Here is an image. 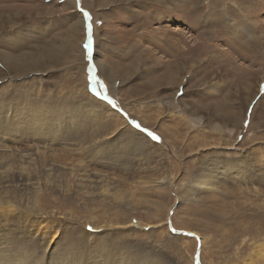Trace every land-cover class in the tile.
<instances>
[{
  "label": "rangeland",
  "instance_id": "rangeland-1",
  "mask_svg": "<svg viewBox=\"0 0 264 264\" xmlns=\"http://www.w3.org/2000/svg\"><path fill=\"white\" fill-rule=\"evenodd\" d=\"M79 1L0 0V264H264V0Z\"/></svg>",
  "mask_w": 264,
  "mask_h": 264
},
{
  "label": "snow or ice",
  "instance_id": "snow-or-ice-1",
  "mask_svg": "<svg viewBox=\"0 0 264 264\" xmlns=\"http://www.w3.org/2000/svg\"><path fill=\"white\" fill-rule=\"evenodd\" d=\"M82 15L84 18L85 28H86V42L83 44L82 47L89 61H91V59L93 58V49H94V33H93V25L91 23L92 17L86 11H83ZM88 71H89V75L91 79L92 92L98 95L101 100L107 101V103L111 105L113 108H118L119 106L117 105L116 101L111 99L107 95L106 89L103 93L98 91L97 85L100 84V81L97 79L95 66H90ZM132 125H134L136 129L141 128V125L136 123L135 121H132ZM147 136L150 137L153 141H158L160 139L158 136H156L155 133H152V132H147ZM172 231L175 232V229L173 228ZM189 235H192V234L189 233Z\"/></svg>",
  "mask_w": 264,
  "mask_h": 264
},
{
  "label": "bare ground",
  "instance_id": "bare-ground-1",
  "mask_svg": "<svg viewBox=\"0 0 264 264\" xmlns=\"http://www.w3.org/2000/svg\"><path fill=\"white\" fill-rule=\"evenodd\" d=\"M98 89V88H97ZM100 98V97H99ZM117 110H119L118 108H116ZM35 116L36 117H34V118H37V117H39V116H41L40 114H35ZM196 183H198L199 185H202L203 187H205V188H211L212 189V186H215L216 185V183L214 182V181H210L209 179H208V177H205V178H201V179H199V181H195ZM44 228V235H42V237H46V236H50L51 237V239H50V241L48 242V243H51L52 244V246H49L48 245V247L47 246H45V248L43 249V251H44V255H49V253H51V252H47L46 251V248H50V251H55L56 250V248L58 247V245H56V243H58V242H60V240L59 241H55V240H53V238L55 237V235L57 234V233H55L54 231H51V229L49 228V227H43ZM41 230H42V228H41ZM40 231V230H39ZM43 231V230H42ZM47 231V232H46ZM42 233V232H41ZM57 236V235H56ZM4 237H5V235H4ZM71 239H69L68 241L69 242H71L70 241ZM7 244V241H5V240H3V239H0V250L3 248V246H5ZM40 246L41 247H43V243H40ZM6 248V247H5ZM17 250V252L19 253L18 255H19V258H21V262H25L24 260H22V258H23V253H24V251H25V249L23 248V247H21V246H18V248L16 249ZM46 251V252H45ZM43 253V252H42ZM27 255V254H26ZM29 258V257H28ZM14 262V261H13ZM17 262V261H16ZM26 264H28L27 262H25ZM4 264V263H3ZM15 264V263H14ZM18 264H20V263H18Z\"/></svg>",
  "mask_w": 264,
  "mask_h": 264
},
{
  "label": "water",
  "instance_id": "water-1",
  "mask_svg": "<svg viewBox=\"0 0 264 264\" xmlns=\"http://www.w3.org/2000/svg\"><path fill=\"white\" fill-rule=\"evenodd\" d=\"M78 8H79V10H80L81 12L85 11V10H83V8L81 7V3H80L79 0H78Z\"/></svg>",
  "mask_w": 264,
  "mask_h": 264
}]
</instances>
